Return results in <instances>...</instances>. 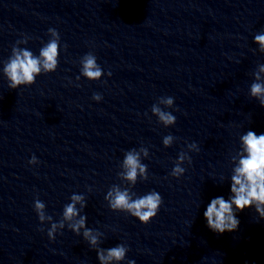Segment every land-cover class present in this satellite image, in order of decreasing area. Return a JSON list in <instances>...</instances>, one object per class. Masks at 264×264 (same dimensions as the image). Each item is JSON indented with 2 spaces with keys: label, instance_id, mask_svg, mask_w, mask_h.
I'll use <instances>...</instances> for the list:
<instances>
[{
  "label": "clouds",
  "instance_id": "1",
  "mask_svg": "<svg viewBox=\"0 0 264 264\" xmlns=\"http://www.w3.org/2000/svg\"><path fill=\"white\" fill-rule=\"evenodd\" d=\"M48 32L51 34L52 39L40 50L39 57L34 56L27 49L12 47V55L4 67V72L10 81L8 85L10 89H16L20 85H31L41 71L49 73L57 69L60 35L54 28H49ZM254 41L259 44V51L264 53V32L255 34ZM23 42L26 43L27 41ZM17 43L20 42L18 41ZM66 48L67 45H65ZM80 64L82 65L81 74L89 81L100 80L104 75L103 69L97 63V57L92 52L84 55L80 60ZM261 73H264V64L258 65V70L255 72L256 82H253L250 86V95L257 98L260 105L264 106V83L259 82ZM108 75H111V73L109 72ZM92 98L96 101L102 99L98 93H94ZM158 100L159 103L169 107L173 106L174 103L173 97H160ZM151 112L165 126L176 123V117L171 112L162 110L157 103L152 105ZM173 140L175 138L172 135H167L163 138V144L169 146ZM241 141L242 150L237 153L239 156L238 164L234 167L233 175L231 176V196L228 199L223 196L213 198L203 213L207 221V227L219 234L235 231L239 226L236 212L243 211L245 208L255 206V211L260 219H264V134L257 135L254 131H248L241 137ZM187 147L199 151L195 142L188 144ZM141 154L147 157L149 155L148 149L142 147L139 151L136 149L127 151L124 154L121 165L123 171L118 173L122 179L132 185L136 184L138 176L143 180L148 178L147 165L141 162ZM186 158L189 163L192 162L191 157L181 151L178 155L177 163L170 173L172 177L179 178L185 172V169L180 165ZM38 162L35 155L29 160V164H37ZM84 199L83 195H72V202L64 206L63 218L59 223H52L48 229V238L55 240L57 229H62L64 222L69 221L71 223H69L68 227L77 235L80 234V229H84L83 238L92 248L96 249L100 264L124 261L129 251L125 244L120 243L108 249L97 247L100 243V236L103 233L86 228V217L79 215V210L76 207L77 204H80L81 208H83L85 206ZM106 199L109 201V206L112 210L127 213L144 224L149 223L157 215L163 204L162 196L155 190L142 196H137L135 193H131L128 188L121 189L118 185L111 187ZM33 207L40 221L45 219L52 220L51 215H45V203L40 199L34 200ZM78 216L79 218L76 219ZM39 230L44 231L43 228ZM128 264H135V262L129 260Z\"/></svg>",
  "mask_w": 264,
  "mask_h": 264
}]
</instances>
